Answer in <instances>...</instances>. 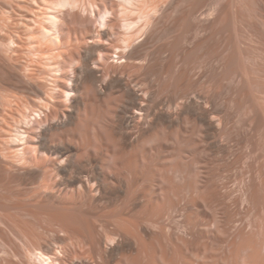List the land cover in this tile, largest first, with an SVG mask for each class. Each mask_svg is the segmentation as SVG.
Segmentation results:
<instances>
[{
  "label": "bare ground",
  "instance_id": "bare-ground-1",
  "mask_svg": "<svg viewBox=\"0 0 264 264\" xmlns=\"http://www.w3.org/2000/svg\"><path fill=\"white\" fill-rule=\"evenodd\" d=\"M120 1L119 27L109 23L113 12L105 9L98 17L103 31L95 36L108 41L111 47L117 40L119 45L113 46L117 52L111 53L110 46L92 43L76 57L72 45H66L72 42L63 41L66 25L61 24L57 12L78 8L81 2L54 0L48 1L46 12L37 20L40 29L37 34L33 33L38 37L30 34L33 36L28 59L0 56L1 73L29 78L24 95L12 91L16 90L14 86L17 90L23 89L9 76V85L6 84L10 87L0 93L4 105L10 108L23 103L21 94L26 96L29 112L22 113L26 127L16 134L23 146L21 150V146H13L17 159L1 160L2 169L9 173L12 182L32 190L28 198L32 208L24 209L27 214L53 226L46 230H55L52 245L40 239L36 242L38 237L31 235L32 231H20V234L26 232L21 234L25 237L24 243L39 264H180L185 258L182 250L185 241L168 237L167 220L180 216L185 221L187 228H184L188 229L193 220L196 222L210 211L215 220L224 212L211 189L207 162L201 157L221 154L226 162L232 147L218 146V143L230 139L228 117L220 115L222 111L213 113L212 109L204 108L202 101L208 99L191 86L182 95V103H178L175 94L162 98L156 81L147 76L149 55L141 50L142 45H137L160 10L155 5L134 7V2L142 3L139 0ZM96 3L88 2L94 16H98ZM131 5L133 8L129 9ZM217 7L210 9V16L220 15ZM111 54L125 63L115 68L108 57ZM232 59L227 67L235 71L234 108L245 107L244 120H252L255 128H259L264 125V75L251 65L245 71L236 69ZM248 62L253 64L256 60L249 58ZM19 67H23L24 73ZM50 71L59 73L53 76L52 87L45 80ZM118 72L127 76L134 87L119 77ZM181 80L178 76L177 81ZM114 99L118 102L114 103ZM190 121L202 127L193 124L189 128ZM135 126L140 129L134 136L130 130ZM260 173L262 176L263 172ZM261 185L264 190V175ZM255 188L249 187L248 192L247 188L243 189L244 198L253 205L264 202V192ZM251 212V209L246 211L247 215ZM233 243L229 254L218 264L263 263L258 255L260 251L255 249L257 242L252 246L243 238L238 246ZM201 251L194 262L184 259L186 264H209L212 256L207 248Z\"/></svg>",
  "mask_w": 264,
  "mask_h": 264
},
{
  "label": "rangeland",
  "instance_id": "rangeland-1",
  "mask_svg": "<svg viewBox=\"0 0 264 264\" xmlns=\"http://www.w3.org/2000/svg\"><path fill=\"white\" fill-rule=\"evenodd\" d=\"M48 1L51 3L54 0H47V3ZM89 1L97 2L96 14L98 16H94L90 12L91 10L88 8ZM139 1H142V3H138L140 5L134 2L133 6L153 7L155 5V8L157 6V9L160 10V13L152 18L149 31L137 41V45H142L141 50L149 55L147 66L150 74H147V76L156 81L157 86L162 91V98L166 99L175 94L179 98L178 103H182V95L191 86L194 91L199 92L204 98L211 101V103L202 101L204 108L212 109L213 113L222 111L220 115H227L228 127L230 128V139L226 142L224 140L218 143V146L227 144V146L232 147L228 159L226 158V162L222 160L221 154L214 155L210 153L209 156L204 154L201 157L207 162L210 179L212 180L211 189L216 195V200L220 203L222 212L224 211L222 216L218 220H215L210 211L207 216L198 218L196 222L193 220L188 229L184 228L185 221L180 216L174 217L172 220H167L166 222V226H168L167 232H169L167 235L168 237L171 236L174 240L177 238L184 239L185 244L182 245L185 246H181L185 256L184 259L187 262H194L196 254L207 248L208 254H210V257L212 256L209 264H218V261L230 251L229 246L233 242V244L236 243L235 245L238 246L244 238L252 246L257 242L256 248L255 246L254 248L260 252L258 253L256 250L255 252L260 255V260L263 259L262 264H264V204H262L264 202L256 204L259 208L249 203L243 196V194H246L243 191L244 188H247L246 192H248L249 187L252 190L255 187L259 188L262 186L261 179L264 175V125L255 128L252 120L245 121V107L235 110L234 101L236 98H233L235 94L234 90L237 87V84L233 81L235 71L232 67H227L229 59L234 58L232 60L236 69L245 71L251 65L260 70L264 75V0H243V2H240L241 0ZM80 2L81 6H78V8L73 10L66 8V10H63L64 13H62L63 11L57 12L60 22L62 20L61 24L64 23L66 25L64 26L65 36L63 37V41L72 42L71 44L65 43L67 46L72 45L76 57L83 54L92 43L104 44L105 46L111 45H108V41L106 40L102 41V39L96 38L97 33L103 31V28L99 25L98 17L105 9L113 12V17H109L110 24L119 27L122 22L119 13L122 8L120 0H80ZM45 3L46 0L45 2L44 0H0V56H9L15 59L20 58L21 60L24 58L23 61L26 58L28 59L27 56L30 55L32 42L30 38L38 33L40 29L38 18L46 12L45 8L49 6V3ZM133 6L131 5L128 8L132 9ZM213 7H217L221 11V16L219 13V16L216 13L210 16L212 13L210 9ZM116 41L115 45H119L116 44ZM115 45L110 46L112 48L110 50L111 53L117 52L113 47ZM67 46L65 50H67ZM111 55L108 57H111L110 63L115 68L125 63L124 60L118 61L117 55L114 54L113 57ZM249 58L256 60V62L249 64ZM25 64L22 66H25ZM19 69L20 72L24 73L23 67L24 71L20 67ZM55 73L51 74L50 71L45 79L51 87L53 85L52 78L53 76L54 78L56 77ZM3 74L0 71V84L5 82V84L3 83L0 86V93L5 88L8 89L10 87L8 86L9 81L7 79L11 76L9 74L7 76L4 74L3 76ZM25 74L26 76L28 75L26 72ZM117 74L119 77L126 79L129 86L134 87L127 76H122L119 72ZM178 76H181L182 80L180 82L177 81ZM24 77L22 79L11 77L18 88L22 86L21 89L23 91L17 90L14 86L16 90L12 91L17 95L18 93L20 95V92L23 95L26 93L24 92V86L29 84V78L28 76V79ZM197 80H199L198 83L195 82ZM17 91L18 93H16ZM22 94L20 96L21 101L25 105L20 102V105L15 106L16 104H14L12 108H10V105H4V100L2 101V95L0 94V264H39V261L34 260L33 256L30 255L29 248H27L29 246L24 243L26 240L22 235H25L26 232L21 233V235L20 231L24 232L25 229V231H32L31 235L38 237L36 242L39 239L43 240V242L45 240L46 243L50 242L47 245H52L54 240L51 241V239H54L55 236L54 228H52V232L46 230L48 227L51 228L53 226L47 225V222H44L45 220H36V218L30 216L24 210L32 208L29 204L30 199H28L32 195L31 188H27V186L23 187V185L21 186L14 181L12 182L9 173L4 172L2 169L1 158L13 160L16 158L13 146H21L20 149L18 147L19 150L23 148L16 137L18 131H23L22 129L26 127L21 118L22 113H29L28 107L26 108L28 106L26 103L27 98L25 99L26 96L24 97ZM26 95L28 97V94ZM230 100H233V102L229 105ZM117 102L118 100L114 99V103ZM34 118L33 116L32 119ZM193 124L195 123L190 121L189 128H192ZM195 125L202 127V124ZM139 129L140 126H135L130 132L135 136ZM237 159L239 160L235 162ZM260 172H263L262 176ZM252 177H255L256 181ZM253 184H256V186ZM261 189L258 191H261ZM261 192L263 193L264 190L262 189ZM259 195L261 196V194ZM19 202L21 203L19 204ZM17 205L21 207L19 206V208ZM24 205H26V208H22ZM50 206L48 207L49 209L52 207ZM250 209L252 212L247 215L246 211L249 212ZM258 210L261 211L260 214ZM253 216L254 219H252ZM94 221L96 222V220ZM259 223L261 225H256ZM6 224H10V227L8 228ZM218 224L221 225L219 226ZM18 228H23V230H19ZM60 235L66 237L62 233ZM34 236L32 238L35 240ZM231 240L234 241L232 242ZM214 257L217 260H214ZM184 259L180 264L183 262V264H186V260ZM260 260H258L259 263Z\"/></svg>",
  "mask_w": 264,
  "mask_h": 264
}]
</instances>
